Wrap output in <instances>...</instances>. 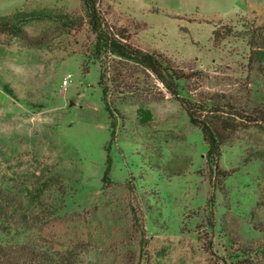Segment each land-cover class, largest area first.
<instances>
[{
    "label": "rangeland",
    "instance_id": "374dc122",
    "mask_svg": "<svg viewBox=\"0 0 264 264\" xmlns=\"http://www.w3.org/2000/svg\"><path fill=\"white\" fill-rule=\"evenodd\" d=\"M98 6L109 24L128 29L136 47L196 74L182 83L185 95L248 111L263 101L264 77L249 64L246 46L215 44L213 35L220 27L264 24V0H99ZM18 11L34 15L25 29L44 45H0V183L19 189L59 175L63 185L51 193L57 212L50 226L41 233L0 229V244L31 237L62 253L88 243L82 264L129 263L140 256L131 214L136 194L147 203L148 252L166 249L163 264H230L250 251L255 264H264V162L247 157L255 144L264 146V131L241 132L224 146L220 166L230 177L217 186L206 170L202 134L180 98L132 64L87 61L94 36L82 0H0V18ZM69 20L76 25L65 27ZM101 70L124 117L115 132ZM140 109L152 112L149 127H141ZM107 152L116 184L104 189Z\"/></svg>",
    "mask_w": 264,
    "mask_h": 264
},
{
    "label": "trees",
    "instance_id": "16d2710c",
    "mask_svg": "<svg viewBox=\"0 0 264 264\" xmlns=\"http://www.w3.org/2000/svg\"><path fill=\"white\" fill-rule=\"evenodd\" d=\"M86 12V25L94 36V42L89 48L87 61L95 64L112 62L128 63L138 67L141 71L155 77L163 85L168 93L180 98L186 109L191 124L202 134L206 145V170L213 181L219 186L223 179L230 177L229 172L221 169L220 161L224 146L233 140V136L241 132H249L250 129L264 131V98L261 104L254 110L248 111L225 102H210L204 99L194 100L188 93L184 94V81L191 80L196 74L192 71L185 72L177 69L173 63L158 51H147L136 47L132 43V36L127 28H119L109 24L105 13L98 6L99 0H82ZM34 18L31 14L18 11L14 15L0 18V45L9 47L15 45L20 49L33 50L44 45L42 37H32L26 31L27 18ZM41 17L48 14L43 10ZM82 19V18H81ZM83 20V19H82ZM69 25L76 22L69 20ZM224 31V32H223ZM215 44L221 41L234 40L241 42L249 52V64L257 65L260 74L264 77V24L250 22L242 29L220 27L216 28L213 35ZM230 38V39H229ZM112 81L101 70L99 86L103 90L105 109L111 118L113 131L118 129V123L124 119L120 111L112 104ZM141 127H149L153 120L150 110L140 109ZM115 134V133H114ZM114 140V139H113ZM249 159H260L264 162V146L255 144L248 150ZM114 159L108 154L105 162V170L102 177L104 189L111 188L116 183L112 178ZM264 169V166H263ZM62 178L59 175L38 178L30 186L19 189L5 186L0 183V229L4 233L11 231H40L43 227L50 226V214L57 212L56 201L51 198V193L60 190ZM132 192L134 188L128 183ZM135 193V192H134ZM132 201L131 214L133 223L139 235L140 256L137 260L132 258L129 263L120 264H163L166 257V249H162L155 256L148 252L149 238L145 222V203L143 197H137ZM261 233L264 234V222ZM41 235V234H40ZM31 237L24 242L14 244H0V264H82V257L91 248L90 245L70 244L69 247L54 253L53 249L37 244L38 240L31 241ZM247 252L242 256L232 257L230 264H255L256 255ZM264 256V252H262ZM125 261V260H123Z\"/></svg>",
    "mask_w": 264,
    "mask_h": 264
},
{
    "label": "built area",
    "instance_id": "2783aa9c",
    "mask_svg": "<svg viewBox=\"0 0 264 264\" xmlns=\"http://www.w3.org/2000/svg\"><path fill=\"white\" fill-rule=\"evenodd\" d=\"M71 75L67 76V78L63 81V86L66 87L69 85L70 81H71Z\"/></svg>",
    "mask_w": 264,
    "mask_h": 264
}]
</instances>
